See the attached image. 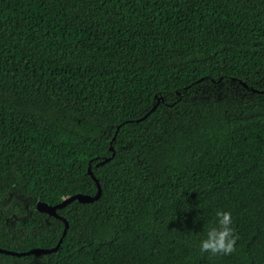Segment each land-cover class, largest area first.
I'll use <instances>...</instances> for the list:
<instances>
[{
	"label": "trees",
	"instance_id": "trees-1",
	"mask_svg": "<svg viewBox=\"0 0 264 264\" xmlns=\"http://www.w3.org/2000/svg\"><path fill=\"white\" fill-rule=\"evenodd\" d=\"M90 170L0 264H264V0H0V248Z\"/></svg>",
	"mask_w": 264,
	"mask_h": 264
},
{
	"label": "water",
	"instance_id": "water-1",
	"mask_svg": "<svg viewBox=\"0 0 264 264\" xmlns=\"http://www.w3.org/2000/svg\"><path fill=\"white\" fill-rule=\"evenodd\" d=\"M109 161H110V158L104 160L103 162L106 163ZM89 175L94 179V181L97 184L98 194L96 196L91 197L88 195L77 194V195H74L70 198L65 199L62 203L54 205V206H52L50 204H46V203H41V202L37 203V210L39 213H44V214H47L51 217H55L57 219L62 220L65 223L66 229H65V231H64V233H63V235H62V237H61V239H60V241L56 247H54L52 249H41V248L33 249L27 253H16L13 251H8V250L0 248V254H7V255H12V256H27V255L33 254L36 256H43V255L53 254V253L57 252L59 250V248H60V246H61V244H62V242L66 236L67 230L69 228V224L67 223V221L64 218H62L61 216H59L57 211L64 209L66 206H68L70 203H72L74 201H80V202L85 204V203L95 202L101 198L102 188H101L99 181L96 179V177L94 176V174L92 173L91 170L89 171Z\"/></svg>",
	"mask_w": 264,
	"mask_h": 264
},
{
	"label": "clouds",
	"instance_id": "clouds-1",
	"mask_svg": "<svg viewBox=\"0 0 264 264\" xmlns=\"http://www.w3.org/2000/svg\"><path fill=\"white\" fill-rule=\"evenodd\" d=\"M219 228H211L207 232V238L200 242V251L221 252L229 254L233 251L236 239L233 235L230 212H217Z\"/></svg>",
	"mask_w": 264,
	"mask_h": 264
}]
</instances>
